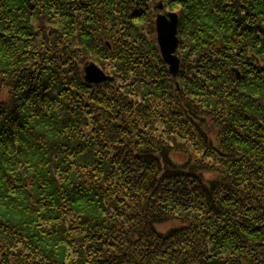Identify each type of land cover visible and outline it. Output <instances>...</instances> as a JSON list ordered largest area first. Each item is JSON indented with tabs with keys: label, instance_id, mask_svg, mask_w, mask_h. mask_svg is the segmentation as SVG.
I'll list each match as a JSON object with an SVG mask.
<instances>
[{
	"label": "trees",
	"instance_id": "obj_1",
	"mask_svg": "<svg viewBox=\"0 0 264 264\" xmlns=\"http://www.w3.org/2000/svg\"><path fill=\"white\" fill-rule=\"evenodd\" d=\"M0 264H264V0H0Z\"/></svg>",
	"mask_w": 264,
	"mask_h": 264
},
{
	"label": "water",
	"instance_id": "obj_2",
	"mask_svg": "<svg viewBox=\"0 0 264 264\" xmlns=\"http://www.w3.org/2000/svg\"><path fill=\"white\" fill-rule=\"evenodd\" d=\"M178 17L174 12L157 14L155 18L156 40L159 51L164 62L169 66V70L173 76H176L180 59L176 55L178 46L177 37ZM84 78L88 82L99 83L108 79V75L93 62L86 63L83 68ZM239 77V73H236Z\"/></svg>",
	"mask_w": 264,
	"mask_h": 264
},
{
	"label": "bare ground",
	"instance_id": "obj_3",
	"mask_svg": "<svg viewBox=\"0 0 264 264\" xmlns=\"http://www.w3.org/2000/svg\"><path fill=\"white\" fill-rule=\"evenodd\" d=\"M166 63V62H165ZM166 65L168 66V64L166 63ZM168 70H169V66H168ZM179 70V69H178ZM170 71V70H169ZM171 73V72H170Z\"/></svg>",
	"mask_w": 264,
	"mask_h": 264
},
{
	"label": "rangeland",
	"instance_id": "obj_4",
	"mask_svg": "<svg viewBox=\"0 0 264 264\" xmlns=\"http://www.w3.org/2000/svg\"><path fill=\"white\" fill-rule=\"evenodd\" d=\"M160 4V3H159ZM177 14V13H176ZM99 67V66H98Z\"/></svg>",
	"mask_w": 264,
	"mask_h": 264
}]
</instances>
